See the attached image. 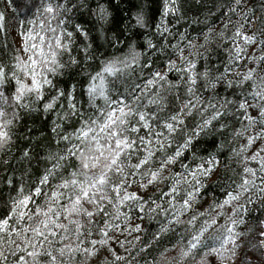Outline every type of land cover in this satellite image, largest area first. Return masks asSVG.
I'll list each match as a JSON object with an SVG mask.
<instances>
[{
    "label": "snow or ice",
    "instance_id": "1",
    "mask_svg": "<svg viewBox=\"0 0 264 264\" xmlns=\"http://www.w3.org/2000/svg\"><path fill=\"white\" fill-rule=\"evenodd\" d=\"M179 5L180 0H164L163 15H175L180 11ZM234 5L229 7V11L237 13L238 8H243V0H234ZM81 7L83 3L77 5L75 0H64L63 3L41 0L37 13L43 18L36 22L29 20L28 24L33 27L18 32L22 50L32 55L27 62L16 57L12 69L0 64V149L10 144L12 127L18 118L15 110L9 117L6 106L29 108L30 104L25 100L32 96L36 101H44L45 86L55 87L48 74L54 76L66 67H79L81 61L72 55L74 37L78 35L87 39L88 32L80 24L69 30L67 23L71 20L69 13L74 9L79 11ZM96 12L99 21L109 22V13L103 4L97 7ZM254 15V12L251 15L246 13L233 25L228 66L222 71L215 69L219 75H214L207 68L203 72L198 70L197 61L189 57L200 56L201 53L189 51L187 56L184 55L186 48L197 47L191 41L184 47L179 42L176 45L165 42L169 28L162 22L157 26L162 40L157 43L147 41V52L137 51V45L129 40L123 56L104 57L87 74L84 93L93 111H83L75 96V86L71 92L57 90V94L44 103V110L59 107L57 101L64 99L66 111L58 117L65 120L78 118L79 127H74L70 134L61 133L60 138L70 144L68 155L79 160L80 170L72 172L70 178L57 185L56 190L45 193L42 186L50 184V177L66 159L63 155L50 154L48 159L55 163L51 169L45 168L44 174L27 193L23 186L16 187L13 181H9L13 185L11 191L16 195L9 197L10 204L0 213V264H29L26 256L32 258V264H37L41 254L47 257L49 264H63L53 251L44 248V244L51 247L54 242L64 241L69 243L58 249L60 258L66 254L71 257L75 253H83L95 256V264H101V261L109 264L104 258L107 254L105 246L112 241L115 230L121 229V217L125 229L130 222L128 213L122 212L121 208L127 207L129 211L138 208L142 213L145 204L149 214H164L166 223L161 224L160 233L174 231V227L182 223L193 226L186 244L180 249L181 261L187 264H214L215 261L219 264L236 257L239 240L243 236L237 229L245 223L246 205L254 203V195L264 194V16L260 18L261 27L252 31L248 25L253 24ZM53 20L57 21L55 28L51 27ZM8 21L7 13L0 11V32L9 31ZM136 24L144 26L142 15H137ZM224 28L227 29L228 24ZM48 32L54 34L53 40L46 38ZM122 35L118 32L117 42ZM219 35L223 37L224 33ZM184 39L181 35V40ZM207 41L206 34L205 45L200 47L206 48ZM169 45L178 56L179 64L171 55L162 66H156V61L149 63L153 53L163 54ZM256 46H259V55L249 51ZM90 47V44H85L83 49L89 60L94 59L89 54ZM65 54L67 61L62 60ZM240 61L244 64L238 63ZM246 64H254L255 67L249 66L244 72L232 71L234 67ZM173 71L180 74L177 83L169 80V73ZM25 77L30 78V83L25 82ZM200 80L212 90L223 81L228 89L239 88L241 91L234 92L233 99L212 97L205 100L197 92ZM181 86L185 89L183 98L178 91ZM173 90L177 91L170 100L169 94ZM194 112L201 115V122L189 128L186 120ZM230 120L235 123L230 124ZM217 125L222 133L231 127L233 138L242 141L232 151L244 166L239 183L233 181L235 186L225 191L226 198L214 203L215 209L230 207L232 214L211 235H206L217 224V217L224 218V213L217 211L195 228L194 222L204 215L197 214L195 208L200 206L198 201L207 187L220 179V162L215 156L197 157L195 148L197 138ZM60 127L57 124L53 131ZM188 151H192L190 164L182 159L186 158ZM23 156L31 159L27 151ZM177 162H180L183 172L172 171ZM250 163L258 165V168L250 167ZM257 179L261 181L260 185H257ZM133 183L137 189L129 191ZM140 189L146 190L143 195L139 194ZM36 197H44V204H37ZM157 200L163 202L157 203ZM33 204L36 207H31ZM109 207L114 211L110 212ZM186 213H191V216L182 221L181 217ZM96 216L101 218L103 227L98 229V239H88L93 236L92 225ZM127 230L129 234L139 232L140 225ZM260 236V247H264V229H261ZM17 240L25 246L21 247ZM86 241L91 247L85 245ZM116 242L124 247L118 237ZM37 248L41 251L38 252ZM9 255L14 258L11 262ZM124 259L115 255L112 264H119ZM156 264H171L167 249L160 253Z\"/></svg>",
    "mask_w": 264,
    "mask_h": 264
},
{
    "label": "trees",
    "instance_id": "2",
    "mask_svg": "<svg viewBox=\"0 0 264 264\" xmlns=\"http://www.w3.org/2000/svg\"><path fill=\"white\" fill-rule=\"evenodd\" d=\"M58 2L63 3L64 0H58ZM40 3L41 0H0V11H5L9 17V31L0 32V64H5L9 69H12L16 64V57H20L24 61L11 36V22H19L20 30H27L30 26L29 20L36 22L43 18L37 13ZM75 3L77 5L83 3V7L79 8V11L74 9L73 12L69 13L71 20L68 21L67 27L72 30L75 24H80L88 32L87 39L78 35L74 37L72 55L81 61L79 67L73 65L64 68L57 75L48 74L55 87L45 86L44 101H36L35 96H32L25 100L26 104H30L29 108L13 109L6 106L9 117L15 110L18 112V118L12 127L10 144L0 149V213L6 210V205L10 204L9 197L16 195V192L11 191L13 185H10L9 181H13L16 187L23 186L27 193L29 188L44 174L45 168L51 169L55 163V161L48 159L50 154L63 155L66 159L60 162L61 167L56 169L54 175L50 177V184L42 186L45 193L56 190L57 185L61 184L64 179L70 178L72 172L80 170L79 160L68 155L67 148L70 147V144L60 138L61 133L67 135L73 131L74 127H79L78 118L73 117L65 120L58 117V114L62 115L66 111L64 99L57 101L59 107L51 111L44 110V103L49 102L51 97L57 94V90L71 92L75 86V96L83 111L85 113L93 111L88 105L87 96L84 93L87 74L95 69L102 58L123 56L127 52L126 43L129 40L137 45V51L147 52V41L151 40L153 43H157L162 40L157 29V26L161 25L162 22L169 28V33L165 34V42L170 41L171 45H176L179 42L180 46L184 47L191 41L197 47L195 49L186 48L184 55L187 56L189 51L201 53L200 56L189 57L197 61L198 70L203 72L207 68L212 70L214 75H219L215 69L219 68L222 71L224 67L228 66L229 48H231L230 37L234 31L233 25L240 21L244 14L251 15L254 12L253 24L248 25V27L250 30L256 31L261 27L260 18L264 16V0H243V8H238L237 13L229 11L230 6H235L234 0H180V11L175 15L168 16L163 15L164 0H75ZM100 4H103L108 10V23H103L97 19L96 9ZM138 14L143 16V27L136 24ZM229 19L231 24H229ZM225 24H228L227 29L224 28ZM56 26L57 21L53 20L51 27L55 28ZM118 32L123 33L119 42L115 39ZM221 32L224 33L223 37L219 35ZM57 34H59V29H57ZM206 34L208 35L206 48L200 47V45H205ZM181 35L185 37L184 40H181ZM257 36L259 38L258 32ZM53 37V33H47L46 38L48 40H53ZM85 44L91 45L88 51L94 59H86L83 51ZM171 45L166 48L163 54L160 52L153 53L149 57V63L156 61V66H162L167 61L168 56L171 55V58L179 64L178 56L174 54ZM45 50L47 51V48ZM67 58V54L62 56L64 61H67ZM235 70L234 67L232 71ZM9 74L11 73L9 72ZM179 76V73L173 71L169 73V80L177 83ZM24 79L26 83H30L29 77ZM198 85L197 92L205 100L212 97L220 100L224 98L233 99V93L241 91L239 88L228 89L223 81L217 83L215 90L206 88L203 80L198 81ZM12 90L14 91V87ZM175 91L177 90H173V93L169 94L170 100ZM178 91L183 98L185 96L184 87L181 86ZM186 122L191 128L195 123L201 122V115L194 112L193 116L187 118ZM229 123L234 124L235 122L230 120ZM57 124H60L61 127L53 131ZM235 126L239 127L238 124ZM241 143V140L233 138L231 127L222 133L219 131L218 125L215 128H209L197 138L195 148L197 157L211 158L215 156L220 162V179L207 187L202 198L198 201L200 206L195 208L197 214L204 213L203 216H199L197 222H194L195 228H199L205 219H208L210 215H215L217 211L224 213V218L217 217V224L211 227L206 235H211L215 228L223 224L224 219L232 214L230 207L226 206L222 210L215 209L214 203L226 198L225 191L235 186L233 181L239 183L244 165L233 156L232 150L239 147ZM25 151L31 154L30 160L24 158L23 153ZM182 159L184 163L190 164L192 151H188L186 158ZM199 162L198 159L197 163ZM249 166L258 168V165L254 163H250ZM178 170L183 171L180 162L172 166V171ZM257 182L260 183V180L257 179ZM63 191L67 192V190ZM149 195H152L151 192ZM258 197L262 198L261 194L254 195V203L246 205L248 211L244 214L245 223L237 229L243 233L239 240L240 247L237 249V256L221 262L241 264L242 261V264H254L255 259H258L259 264H264L260 247V232L261 229H264L262 226L264 198L261 199V203L255 204ZM152 198L155 199L156 197L152 196ZM164 199L166 200L167 197ZM162 202V200H157V203ZM36 203L43 205L44 197H36ZM31 207H36V204ZM144 207L145 211L142 213L139 212L138 208H134L132 211H129L127 207L121 208V211L128 213L130 218L127 229L139 224L140 231L129 234L128 230L124 228L123 217H121V229L115 230L112 241L105 246L107 250V254H104L105 260L112 264L115 255H120L125 259L119 264H156L160 253L167 249L171 264H187V262L181 261L179 253L181 247L186 244L188 233L192 231L193 226L182 223L175 226L174 231L160 233L161 224L166 223L164 214H149L147 204ZM108 210L114 211L111 207ZM190 216L191 213H186L181 219L187 221ZM63 222L67 223V221ZM102 227L101 218L96 216L92 225L93 236L88 237V239H98V229ZM117 237L120 242L124 243V247L116 242ZM58 239L56 238L57 241ZM17 243L21 247L25 246L20 240H17ZM65 243H69V241L54 242L51 247L44 244V248L53 251L63 264H85L86 259L83 253H75L71 257L67 254L62 258L59 257L58 249L63 247ZM72 244L74 247V237ZM142 248L144 251H141ZM37 251L39 252L41 249L37 248ZM17 255L20 253L17 252ZM13 259L9 255V261L11 262ZM26 259H28L29 264H32L31 257L26 256ZM95 261L96 258L88 264H95ZM37 264H49L47 257L41 254L37 258ZM101 264L104 262L101 261Z\"/></svg>",
    "mask_w": 264,
    "mask_h": 264
},
{
    "label": "rangeland",
    "instance_id": "3",
    "mask_svg": "<svg viewBox=\"0 0 264 264\" xmlns=\"http://www.w3.org/2000/svg\"><path fill=\"white\" fill-rule=\"evenodd\" d=\"M17 24H19V22H17V21H12L11 22L10 33H11V36H12L14 42H15L16 47L19 49V51H20V53L22 55V58L24 59V61H26V60H28V57L32 55V53L31 52H25V51L22 50V46L19 43L21 38L18 36V32L21 31V30H20V27L19 28L16 27ZM32 27H33V25H30L27 30L31 29ZM36 30L39 31V27L38 26H37ZM41 34H43V33H41ZM249 51L251 53L259 55V46L253 47V48L249 49ZM238 63L244 64V61H240ZM249 66L255 67L254 64H246L244 67L236 68L235 71H241V72L247 71V68ZM175 172H183V171L182 170H178V171H175ZM256 183L260 184L257 181H256ZM136 189H137V185L136 184H131V186L129 187L128 190L135 191ZM145 191L146 190H144V189H140L139 194L142 195V193H144ZM88 207L90 208V206H88ZM85 245L88 246V247H91V245H87V241L85 242ZM83 255H84V258L86 259L85 260V264H88L89 262L93 261L96 258L95 256H86L85 254H83ZM214 264H216L215 261H214ZM219 264H226V263L219 262Z\"/></svg>",
    "mask_w": 264,
    "mask_h": 264
},
{
    "label": "flooded vegetation",
    "instance_id": "4",
    "mask_svg": "<svg viewBox=\"0 0 264 264\" xmlns=\"http://www.w3.org/2000/svg\"><path fill=\"white\" fill-rule=\"evenodd\" d=\"M260 183H261V181H260ZM261 196H262V198H261V197H258V199H256L257 201H256L255 204H259V203H261V199L264 198V194H263V195L261 194ZM259 200H260V201H259ZM263 208H264V205H263ZM263 216H264V211H263ZM262 226H264V220L262 221ZM260 237H261V236H260ZM261 239H262V238H260V240H261ZM261 253H262V257L264 258V247H261ZM258 261H259L258 259H255L254 264H259Z\"/></svg>",
    "mask_w": 264,
    "mask_h": 264
}]
</instances>
